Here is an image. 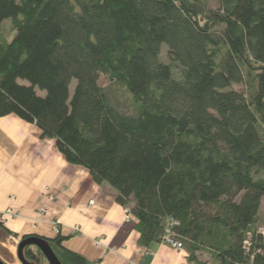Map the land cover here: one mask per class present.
Masks as SVG:
<instances>
[{
    "label": "trees",
    "instance_id": "1",
    "mask_svg": "<svg viewBox=\"0 0 264 264\" xmlns=\"http://www.w3.org/2000/svg\"><path fill=\"white\" fill-rule=\"evenodd\" d=\"M216 1L0 0V119L35 125L114 189L140 246L170 223L194 264H264V0ZM65 238L47 239L60 264H92Z\"/></svg>",
    "mask_w": 264,
    "mask_h": 264
},
{
    "label": "crops",
    "instance_id": "2",
    "mask_svg": "<svg viewBox=\"0 0 264 264\" xmlns=\"http://www.w3.org/2000/svg\"><path fill=\"white\" fill-rule=\"evenodd\" d=\"M8 208L20 218L0 223L4 264H21L22 237L57 235L53 222L66 237L63 246L92 264H194L185 250L161 243L140 246L137 220L117 203L115 190L95 183L84 167L67 163L54 140L13 115L0 119V214Z\"/></svg>",
    "mask_w": 264,
    "mask_h": 264
},
{
    "label": "rangeland",
    "instance_id": "3",
    "mask_svg": "<svg viewBox=\"0 0 264 264\" xmlns=\"http://www.w3.org/2000/svg\"><path fill=\"white\" fill-rule=\"evenodd\" d=\"M208 7L210 9H212V10L216 9L217 8V1L216 0H208ZM10 24H11V22H10L9 19L3 21V23H2L3 32L5 34H7V39L9 41L15 35V31H11L10 30ZM161 50H162V52H161V55H160V60H161V62L167 63V59H166V56H165V50H166L165 45H162ZM21 82H23V81H21ZM23 84H25V82H23ZM74 84L75 83L73 81L71 83V87H70L71 92H72V89L74 87ZM98 85L100 87L104 88L107 91V93L109 94L111 102L121 112H123L125 114H131V113L134 112V107H133V104H132L131 96L122 87H120L119 85H117L116 83L111 81L108 76L102 75V74L99 75ZM37 94H39L41 96L44 95V93H42L40 91H37ZM90 204L92 205L93 202H91ZM125 208H126V211L129 210V207H125ZM41 213L44 214L45 211L42 210ZM258 223L261 226L264 227V198L261 201V206H260V210H259V213H258ZM53 227H54V225H53ZM32 251H34V248H32ZM208 259H209L208 256H202V258L200 260H205V261L209 262Z\"/></svg>",
    "mask_w": 264,
    "mask_h": 264
},
{
    "label": "water",
    "instance_id": "4",
    "mask_svg": "<svg viewBox=\"0 0 264 264\" xmlns=\"http://www.w3.org/2000/svg\"><path fill=\"white\" fill-rule=\"evenodd\" d=\"M26 248L38 249L47 261V264H60V262L52 252L47 239L38 236H30L20 241L17 249V257L21 264H30L23 255V251ZM0 264L4 263L0 261Z\"/></svg>",
    "mask_w": 264,
    "mask_h": 264
},
{
    "label": "built area",
    "instance_id": "5",
    "mask_svg": "<svg viewBox=\"0 0 264 264\" xmlns=\"http://www.w3.org/2000/svg\"><path fill=\"white\" fill-rule=\"evenodd\" d=\"M18 218H20V215L17 212H14L11 208H8L3 213L0 214V223L3 225H6L9 220L18 219ZM53 225H54L56 234H59L60 233L59 225L56 222H53ZM170 228H171L170 223H167L163 238L161 239L160 243L167 245L173 249H176L177 251L184 250L182 243L175 239V236L171 232ZM74 231L76 232L77 229H74ZM260 232L262 235H264V227L260 229Z\"/></svg>",
    "mask_w": 264,
    "mask_h": 264
},
{
    "label": "flooded vegetation",
    "instance_id": "6",
    "mask_svg": "<svg viewBox=\"0 0 264 264\" xmlns=\"http://www.w3.org/2000/svg\"><path fill=\"white\" fill-rule=\"evenodd\" d=\"M32 249V248H31ZM31 264V263H30Z\"/></svg>",
    "mask_w": 264,
    "mask_h": 264
}]
</instances>
